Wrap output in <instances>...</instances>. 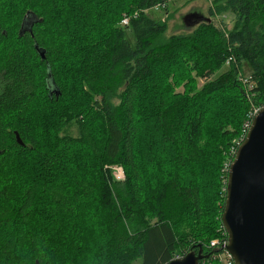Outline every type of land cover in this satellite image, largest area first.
Here are the masks:
<instances>
[{"label":"trees","instance_id":"obj_1","mask_svg":"<svg viewBox=\"0 0 264 264\" xmlns=\"http://www.w3.org/2000/svg\"><path fill=\"white\" fill-rule=\"evenodd\" d=\"M21 1L25 7L10 24L0 0V264H86L80 248L76 255H66V229L75 241L104 231L99 264H167L199 250L204 263H218L216 255L225 252L227 234L220 221V242L199 239L204 215L199 186L185 182L183 171L203 159L202 135L211 102L236 94L243 101L241 121L248 109L264 105V0H223L210 8V15H222V25L227 15L232 17L227 35L205 19L191 33L167 38L165 24L144 10L169 0H121L131 15L126 27L133 45L122 27L104 30L91 17L92 10H75L89 0H57V12L52 13L44 5L37 7V0ZM27 13L36 20L20 32ZM35 44L44 50V58ZM185 63L204 78L224 64L227 69L192 95L173 96L172 85L162 81L172 79ZM239 77L249 80V100ZM66 92L70 104L59 107ZM155 92L159 98L151 129L173 149L174 171L157 184L156 192L145 194L148 200L157 199L151 209L157 221L150 224L140 204L136 144L142 124L138 106L143 94L151 97ZM40 97L59 109L49 124L48 142L33 134L29 119ZM228 101L221 109L234 104ZM69 126L74 133L57 136ZM82 155L88 156L85 164ZM71 162L82 165L76 190L65 183ZM105 164L123 166L125 178L112 179ZM220 187L224 200L225 180ZM41 202L45 207L39 209ZM186 209L196 217L185 226L196 235L191 238L176 229Z\"/></svg>","mask_w":264,"mask_h":264},{"label":"rangeland","instance_id":"obj_2","mask_svg":"<svg viewBox=\"0 0 264 264\" xmlns=\"http://www.w3.org/2000/svg\"><path fill=\"white\" fill-rule=\"evenodd\" d=\"M56 1L57 0H37L36 6L42 7L44 5L43 7L46 8L48 13L57 12V8L55 7H57L58 4ZM219 3L224 2L223 0H219L215 3L213 0H169L166 3L162 2V4H156L155 6L144 10V13L148 17L157 19L165 24V32L163 34L164 38L173 34L191 33L194 28L205 19H211L212 23L216 27L220 28L225 35H227L229 30L233 27L232 17L227 15V17L224 18L226 19V23L225 25H222L220 24V18H222V15H210L209 13L210 8H214V6ZM2 5L3 9L8 10V13H5V19L10 24H14L18 13L22 10V7H25L24 1L21 0H3ZM127 6L128 4L122 3L121 0H89L82 5V8L78 6L79 8L76 7L75 10L78 11L79 14L82 12L81 9L85 11L92 10L91 17L97 18L99 20V24L104 30L110 31L111 29L122 27L126 37L128 36L127 38H129L130 43L133 45L134 40L130 32V28L126 27L131 18L130 13H125ZM97 9H99L101 15L97 13ZM188 14L199 15V21L192 22L195 18L194 17L187 19L186 23H184V18ZM135 16L137 15L135 14ZM126 18L127 22L125 23L124 20H126ZM184 65L185 66L180 68V70L176 69L172 79L167 77L166 80L164 79L162 81L163 85H172L173 96L182 94L192 95L194 92L202 88L206 81L217 77L220 73L227 69V64H224L218 70H215L210 77L204 78L198 76L197 73L190 68L191 65H188L187 63ZM248 75L249 74H245V76ZM242 83L244 82L242 81ZM244 90L246 95L245 97L249 100L247 96L249 88L245 87ZM64 95L67 97L58 102L59 107H63L64 103H67L65 106L70 104V101H68V97L70 96L69 93L66 92ZM158 98L157 92H155V95L151 97L147 94H143L141 103L138 106V114L140 115V118H142L140 136L136 144V149L139 154L138 163L142 182L141 199L143 201L140 202V204L147 210L144 219L148 220L150 224L157 221V217H155V215H153V211H151L152 206L156 203L157 199L154 198L148 200V196L145 197V194L147 195V192L151 189L156 192L157 184L165 178L170 177L174 171V160H172L173 149L169 147V143L162 144L158 141L157 139L160 138V134L157 132L153 133L151 129L153 105ZM225 98L226 101L222 99L218 100L220 101H217L218 103L211 102L209 110L207 111L208 120L205 124L206 127L204 126V134L202 135V148L204 152L202 161L187 165L183 171L185 182L192 180L199 186L204 215L201 219V224L199 225L197 234L199 239L205 242L209 240L211 245L212 242H215L216 244L221 241V237L218 235V230L224 200L220 194V186H222V184L224 185V180L226 182L227 179L224 178V172L226 171V164L231 159L230 150L237 141H240L241 139L243 140L244 133L246 134L244 131V123L246 121L248 111L245 113L243 121H241L242 111L240 110V107L243 101L239 102V97L232 92L227 93ZM229 98L234 101V104L231 103L224 106V109H221V104L230 102L228 101ZM45 102L46 101L40 97L37 102L33 104L31 107L32 110L29 112V119L33 134L36 137L48 142L52 140L50 136L49 124H51L59 109L57 106ZM72 133H74V129L72 126H69L67 128H63L57 136ZM82 159V163L85 164L88 156L86 157L82 155ZM78 167L82 168V165L76 167V163L71 162L70 166H67L65 171V183L67 186L72 188V190H76L79 185L81 173ZM103 169L106 171L108 170L107 174H110L112 179L116 181H122L125 178L123 166L119 164H105ZM160 169H164L165 174L160 173ZM42 207H45L44 202H41L40 204L38 203V208L41 209ZM100 211L103 213V209H100ZM185 212L186 213L183 212V214H181V218H179L177 223L178 227H176V229L179 230L178 233L183 238H191V236L194 237L196 235H193L191 230L188 231V229H185V226L191 219H193V217L194 220L196 217L192 210L186 209ZM39 213L42 215L43 210H39ZM82 213L84 214V217L82 218L85 219V221L83 220L81 224L84 223L85 225L88 221L87 210H83ZM103 218L104 215L99 217L98 224H100V222L102 224L101 220H103ZM65 231L67 239L62 241V245L67 247L66 255H76L77 253L74 252L80 248L83 250L84 256L86 257V264H99L100 257L103 253L102 246L104 243L102 242L106 240L104 231L98 233V235L93 234L94 236L90 235L88 237H84L81 240L75 238L76 241L72 239L74 234L69 233V229H66ZM226 243L227 241L225 244ZM94 255L97 256V259L93 257ZM177 257L178 256L175 258ZM229 257L230 256L226 251L219 253L216 255V260L218 261L216 264H227ZM133 264H139V260L134 261ZM199 264L207 263H204L201 260V263Z\"/></svg>","mask_w":264,"mask_h":264},{"label":"water","instance_id":"obj_3","mask_svg":"<svg viewBox=\"0 0 264 264\" xmlns=\"http://www.w3.org/2000/svg\"><path fill=\"white\" fill-rule=\"evenodd\" d=\"M198 16L188 14L184 23L194 17L192 22H198ZM32 19L36 20L31 13L25 15L20 32L29 29ZM34 47L44 58V50ZM221 224L227 234L223 249L234 264H264V106L253 116L230 163ZM202 258L200 250L189 251L167 264H199Z\"/></svg>","mask_w":264,"mask_h":264},{"label":"built area","instance_id":"obj_4","mask_svg":"<svg viewBox=\"0 0 264 264\" xmlns=\"http://www.w3.org/2000/svg\"><path fill=\"white\" fill-rule=\"evenodd\" d=\"M124 22L126 23L127 22V18L126 20H124ZM230 60V58H229ZM239 80L244 82L242 83L246 88H250V83H249V80L246 78V77H239ZM264 105H261V106H254V107H251L249 110H248V113L246 115V121L244 123V131L246 132L247 129L249 128L250 126V123H251V120L253 118V116L256 114V112L261 108L263 107ZM244 136H245V133H244ZM243 138V137H242ZM242 141V139L240 140ZM240 141H237L236 144L234 146H232L231 150H230V160L228 161V163L226 164V168L225 170H227L228 172V169H229V166H230V163H231V160L233 159L236 151H237V148L239 146V144L241 143ZM215 242H212V245H214ZM227 264H234L233 263V260L231 259V257H229L228 261H227Z\"/></svg>","mask_w":264,"mask_h":264},{"label":"bare ground","instance_id":"obj_5","mask_svg":"<svg viewBox=\"0 0 264 264\" xmlns=\"http://www.w3.org/2000/svg\"><path fill=\"white\" fill-rule=\"evenodd\" d=\"M109 168V167H108Z\"/></svg>","mask_w":264,"mask_h":264}]
</instances>
